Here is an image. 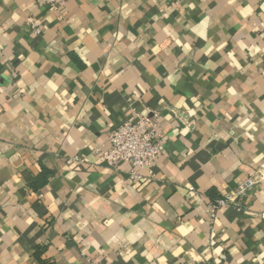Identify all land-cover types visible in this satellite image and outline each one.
<instances>
[{"label":"crops","instance_id":"crops-1","mask_svg":"<svg viewBox=\"0 0 264 264\" xmlns=\"http://www.w3.org/2000/svg\"><path fill=\"white\" fill-rule=\"evenodd\" d=\"M0 73V264H264V0H0ZM152 113V174L99 159Z\"/></svg>","mask_w":264,"mask_h":264},{"label":"built area","instance_id":"built-area-1","mask_svg":"<svg viewBox=\"0 0 264 264\" xmlns=\"http://www.w3.org/2000/svg\"><path fill=\"white\" fill-rule=\"evenodd\" d=\"M69 0H44V2L54 9H61ZM31 29L38 31L37 24L33 19L29 20ZM2 76L0 73V84ZM159 114H139L135 121H125L109 132L110 147L106 150L98 149L97 155L107 165L120 170L124 165L132 167L131 177L142 179L137 173V168H146L152 174V165L165 154L163 137L159 132ZM83 159L80 156L70 157L69 164L77 163ZM255 181L247 179L240 184L232 195H225L215 202H209L210 209L215 211L221 207L233 206L242 209L246 206V201L254 187ZM215 217L216 213L213 212ZM84 254V253H83ZM83 264H104L102 261L84 255Z\"/></svg>","mask_w":264,"mask_h":264}]
</instances>
